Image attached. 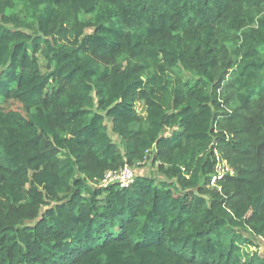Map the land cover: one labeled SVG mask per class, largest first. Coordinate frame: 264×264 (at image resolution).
Wrapping results in <instances>:
<instances>
[{"label": "trees", "instance_id": "obj_1", "mask_svg": "<svg viewBox=\"0 0 264 264\" xmlns=\"http://www.w3.org/2000/svg\"><path fill=\"white\" fill-rule=\"evenodd\" d=\"M145 159L161 181L101 187ZM257 238L264 0H0V264H264Z\"/></svg>", "mask_w": 264, "mask_h": 264}, {"label": "built area", "instance_id": "obj_2", "mask_svg": "<svg viewBox=\"0 0 264 264\" xmlns=\"http://www.w3.org/2000/svg\"><path fill=\"white\" fill-rule=\"evenodd\" d=\"M215 155V167H214V174L211 177L210 184L211 186H215L216 181L221 178L222 176L229 174L233 175L232 170L229 168L227 162L222 159L216 151H214ZM146 159L144 160V162ZM143 164V162H142ZM135 180V172L132 167L128 166L127 164L123 165L119 170L116 171H107L104 175V179L101 183V187H108L112 184H117L121 189L127 188L130 186ZM258 241L262 243V245L257 248H253L254 251H257L260 255L264 254V240L262 238H257Z\"/></svg>", "mask_w": 264, "mask_h": 264}, {"label": "rangeland", "instance_id": "obj_3", "mask_svg": "<svg viewBox=\"0 0 264 264\" xmlns=\"http://www.w3.org/2000/svg\"><path fill=\"white\" fill-rule=\"evenodd\" d=\"M41 64H43L42 61H41ZM190 78H191V76L188 75V74H184V75H183V79H184V80H188V79H190ZM136 111H137V113H138L140 116H144V115H145V108H144V106H143L142 104H138V105L136 106ZM166 133H167V132H166ZM168 134H169V131H168V133L165 134V135L167 136ZM112 139H113L114 142H117V137H116V136H112ZM151 154H152V152H149V153H148V156H150ZM143 163H144V161H143ZM141 165H142V166H137V168L134 167V168H133L134 172H137V171L139 170V168L141 167L140 169L143 170V175H144V176L152 177V178H154L156 181H161V180L163 179V178L157 173L156 166H153V165L151 164L150 160L147 161V159H146V163H145V164H141ZM29 225H32V223H30ZM254 242H255V244L257 245V248H259V247L262 245V243H261L260 241H258V240H254Z\"/></svg>", "mask_w": 264, "mask_h": 264}, {"label": "crops", "instance_id": "obj_4", "mask_svg": "<svg viewBox=\"0 0 264 264\" xmlns=\"http://www.w3.org/2000/svg\"><path fill=\"white\" fill-rule=\"evenodd\" d=\"M168 133V132H167Z\"/></svg>", "mask_w": 264, "mask_h": 264}]
</instances>
